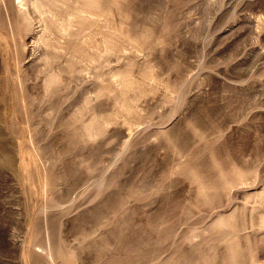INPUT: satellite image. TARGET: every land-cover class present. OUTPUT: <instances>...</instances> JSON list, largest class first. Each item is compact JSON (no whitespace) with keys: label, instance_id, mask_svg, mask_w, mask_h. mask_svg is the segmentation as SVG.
Instances as JSON below:
<instances>
[{"label":"rangeland","instance_id":"374dc122","mask_svg":"<svg viewBox=\"0 0 264 264\" xmlns=\"http://www.w3.org/2000/svg\"><path fill=\"white\" fill-rule=\"evenodd\" d=\"M20 1L0 264H264V0Z\"/></svg>","mask_w":264,"mask_h":264},{"label":"bare ground","instance_id":"6f19581e","mask_svg":"<svg viewBox=\"0 0 264 264\" xmlns=\"http://www.w3.org/2000/svg\"><path fill=\"white\" fill-rule=\"evenodd\" d=\"M20 2H21V4H22V6H24V4H25V3H23V2H24V0H22V1H20ZM50 255H51V254H50ZM51 256H52V255H51Z\"/></svg>","mask_w":264,"mask_h":264}]
</instances>
